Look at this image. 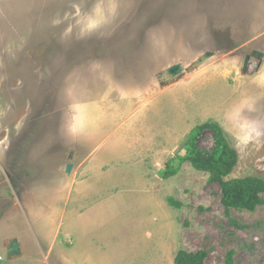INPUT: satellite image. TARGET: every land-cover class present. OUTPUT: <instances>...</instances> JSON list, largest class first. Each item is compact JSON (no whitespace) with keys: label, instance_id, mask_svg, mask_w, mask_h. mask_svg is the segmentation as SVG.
<instances>
[{"label":"rangeland","instance_id":"rangeland-1","mask_svg":"<svg viewBox=\"0 0 264 264\" xmlns=\"http://www.w3.org/2000/svg\"><path fill=\"white\" fill-rule=\"evenodd\" d=\"M208 121L238 154L225 179L264 177V0H0V264H60L46 215L72 167L88 177L93 146L67 135L100 126L115 134L108 192L134 213L113 242L125 264H174L180 249L264 264V195L226 206L185 157ZM197 145L211 149L208 129Z\"/></svg>","mask_w":264,"mask_h":264},{"label":"crops","instance_id":"crops-1","mask_svg":"<svg viewBox=\"0 0 264 264\" xmlns=\"http://www.w3.org/2000/svg\"><path fill=\"white\" fill-rule=\"evenodd\" d=\"M87 113L90 115L89 112ZM97 132L96 136L88 133L89 137L86 134L85 137L67 135L70 140L86 138L87 144L92 143L93 146L86 152L87 158L81 164L88 177L75 178L76 168L72 167L71 177L66 180L67 184L60 183L62 188H67L66 192L58 197V200H53L56 206L53 205L55 212L51 217L46 215L47 219L52 221L50 227L53 228L51 251L61 252V255L56 257L60 264H116V261L118 264H125L123 243L119 247L113 242L116 237L127 234L125 226L134 218V213H126L125 208L132 203L126 202L124 196L108 192L109 189L117 186L114 184L111 170L106 169L114 159L110 144L115 134L108 126L98 127ZM72 155L75 154L71 150L68 157ZM96 195H100L101 199L84 208L85 213L84 210L80 211L79 205ZM61 198L66 199L64 203L59 201ZM65 240H71V244L65 245ZM112 248H114L113 252Z\"/></svg>","mask_w":264,"mask_h":264},{"label":"trees","instance_id":"trees-1","mask_svg":"<svg viewBox=\"0 0 264 264\" xmlns=\"http://www.w3.org/2000/svg\"><path fill=\"white\" fill-rule=\"evenodd\" d=\"M204 129H208L213 136V146L208 151L202 150L197 145L198 136ZM186 145L185 157L190 160L194 168L208 172L210 178L220 184L226 206L252 208L262 203L264 177L249 175L225 179L236 165L238 154L217 122L208 121L194 126L188 135ZM167 168L166 163L161 169L164 177L174 173L173 169ZM206 255L204 250L189 252L180 249L174 256V264H204ZM225 264H233L231 254L226 255Z\"/></svg>","mask_w":264,"mask_h":264},{"label":"water","instance_id":"water-1","mask_svg":"<svg viewBox=\"0 0 264 264\" xmlns=\"http://www.w3.org/2000/svg\"><path fill=\"white\" fill-rule=\"evenodd\" d=\"M69 170H70V165H67L66 171H69ZM12 246L14 247V249H16L17 248V243H13Z\"/></svg>","mask_w":264,"mask_h":264}]
</instances>
